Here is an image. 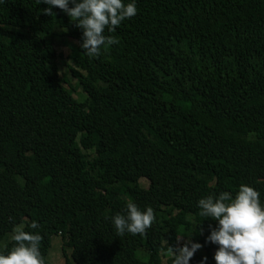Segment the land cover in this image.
<instances>
[{"label": "trees", "instance_id": "1", "mask_svg": "<svg viewBox=\"0 0 264 264\" xmlns=\"http://www.w3.org/2000/svg\"><path fill=\"white\" fill-rule=\"evenodd\" d=\"M45 7L0 0V240L22 224L39 232L45 264L55 234L75 264H171L161 252L189 231L204 247L189 264H214L204 240L216 222L198 199L246 184L264 205V0H136L95 58ZM55 26L77 41L83 100L59 74L45 37ZM129 201L154 221L117 236L111 217Z\"/></svg>", "mask_w": 264, "mask_h": 264}, {"label": "clouds", "instance_id": "2", "mask_svg": "<svg viewBox=\"0 0 264 264\" xmlns=\"http://www.w3.org/2000/svg\"><path fill=\"white\" fill-rule=\"evenodd\" d=\"M46 5L42 12L52 15V8H58L75 26L81 30L79 48L85 55L95 58L102 46L117 43L111 36L116 27L136 14V0H37ZM71 5V6H70ZM259 193L251 186L241 184L233 195L227 191L215 197H202L196 202L199 216L215 221L209 226L204 243L216 246L212 255L214 264H264V205ZM154 221L153 210L145 207L142 211L134 202H127L124 213H116L111 223L117 236L129 233L143 234ZM37 229V222L28 225ZM11 240V248L0 254V264H45L39 250L41 236L39 232L24 231L16 227ZM180 237L177 238L179 242ZM202 245L186 239L176 247H170L171 264H189ZM207 257L202 256L199 264H206Z\"/></svg>", "mask_w": 264, "mask_h": 264}, {"label": "rangeland", "instance_id": "3", "mask_svg": "<svg viewBox=\"0 0 264 264\" xmlns=\"http://www.w3.org/2000/svg\"><path fill=\"white\" fill-rule=\"evenodd\" d=\"M45 37H48L52 40V43L57 51L59 74L67 80V82H65L64 84L66 89H68L77 100H83L87 97V94L81 90L78 79L71 72V66H74V63L72 62L70 55H72V53H77L76 39L66 35L64 33V28L59 26H55L53 32L51 34L45 35ZM88 153L93 154V150L88 151ZM139 182L143 187L148 186V179L145 177H141L139 179ZM16 227H22V224L17 225ZM16 227L6 232V234L0 240V253L5 248L7 242L11 240V236ZM178 237H180V240L179 242L176 240L177 246H179V244H182L186 239H190L189 231L181 233ZM214 251L215 250H213V252ZM198 252H204L203 245L201 249L198 250ZM137 254L141 257H147L148 251L140 247L139 249H137ZM171 256L172 254L170 251L161 252V258L163 261ZM47 258L52 264H75L70 255L69 249H67L66 255H63L62 239L61 236L57 234L53 235L51 238Z\"/></svg>", "mask_w": 264, "mask_h": 264}]
</instances>
